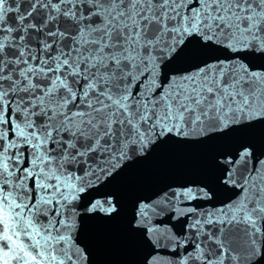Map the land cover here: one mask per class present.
<instances>
[{
	"label": "snow or ice",
	"instance_id": "1",
	"mask_svg": "<svg viewBox=\"0 0 264 264\" xmlns=\"http://www.w3.org/2000/svg\"><path fill=\"white\" fill-rule=\"evenodd\" d=\"M249 56L264 60V0H0V264H88L86 189L162 143L264 123ZM216 162L228 201L193 181L136 202L143 264H264V160Z\"/></svg>",
	"mask_w": 264,
	"mask_h": 264
},
{
	"label": "water",
	"instance_id": "2",
	"mask_svg": "<svg viewBox=\"0 0 264 264\" xmlns=\"http://www.w3.org/2000/svg\"><path fill=\"white\" fill-rule=\"evenodd\" d=\"M211 55L224 57L228 53L221 49ZM244 62L253 70L264 71V60L257 56H249ZM181 67L173 65L171 70ZM253 125L241 123L227 133L202 141L162 143L148 156L133 158L113 177L86 189L76 203L75 239L89 252L88 264H143L149 248L146 238L138 235L140 230L132 228L135 204L156 195L168 184H207L214 196L202 203L220 205L233 198L236 190L219 182L217 157L235 156L238 149L250 146L253 157L264 160V123L254 121ZM109 198L117 209L111 215L88 210L93 202Z\"/></svg>",
	"mask_w": 264,
	"mask_h": 264
}]
</instances>
